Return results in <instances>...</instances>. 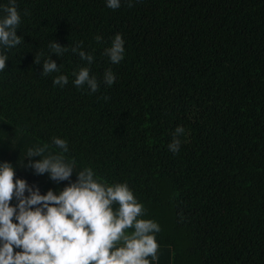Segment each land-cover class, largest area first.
I'll list each match as a JSON object with an SVG mask.
<instances>
[{"label":"trees","instance_id":"16d2710c","mask_svg":"<svg viewBox=\"0 0 264 264\" xmlns=\"http://www.w3.org/2000/svg\"><path fill=\"white\" fill-rule=\"evenodd\" d=\"M9 2L0 0V20ZM15 3L23 42L0 45L8 57L0 164H11L14 179L42 195L59 194L85 168L106 185L127 184L145 210L138 219L161 229L152 264H264V0H121L116 10L107 0ZM116 34L125 53L112 64L104 50ZM52 41L69 50L58 57ZM77 44L91 64L71 51ZM41 53L60 72L41 75ZM81 67L98 79L95 93L74 85ZM61 74L68 84L55 86ZM178 126L185 133L173 154ZM57 137L67 153L52 143ZM45 145L31 159L63 154L75 161L70 180L27 166V150Z\"/></svg>","mask_w":264,"mask_h":264},{"label":"clouds","instance_id":"9594fccd","mask_svg":"<svg viewBox=\"0 0 264 264\" xmlns=\"http://www.w3.org/2000/svg\"><path fill=\"white\" fill-rule=\"evenodd\" d=\"M120 6L121 0H107L110 9L116 10ZM132 6V0H128V7ZM3 12L6 15L0 20V45L14 48L23 42L17 35L21 16L15 0H10ZM95 39L100 42L102 37L96 36ZM49 47L51 53H56L58 57L69 50L55 41ZM71 51L78 53L80 59L88 64L93 62L94 57L80 50L79 44ZM124 53V40L116 34L104 54L112 64H118L124 59ZM7 59L6 53L0 54V71L5 70ZM41 60V75L60 72V67L50 56L46 59L43 53L35 56L36 63ZM73 75L76 87L87 85L92 93L98 91L99 81L90 76L88 67H81L78 72L74 70ZM115 79L111 69L104 72L103 81L107 85H113ZM53 84L64 87L68 84V76H56ZM184 133L183 126L174 130L172 142L168 145L173 154L179 152V137ZM52 143L62 153L68 152L65 139L57 137ZM47 147L29 148L27 166L38 175L49 173L54 182L70 180L75 161L65 162L63 154L31 159L42 157ZM77 175V181L70 183L59 194L49 190L42 195L24 179H14L15 171L11 164H0V264H152L158 259L159 245L155 234L160 232V226L151 219H138L145 210L127 184L106 185L94 178L91 168H85ZM26 190L28 196H25ZM13 197L18 200L15 206L11 204ZM114 204L118 205L115 211ZM129 229L133 231L129 233ZM14 248L21 251H14Z\"/></svg>","mask_w":264,"mask_h":264}]
</instances>
